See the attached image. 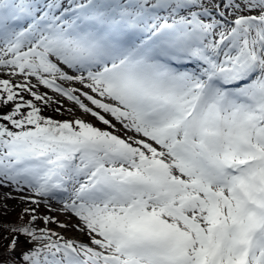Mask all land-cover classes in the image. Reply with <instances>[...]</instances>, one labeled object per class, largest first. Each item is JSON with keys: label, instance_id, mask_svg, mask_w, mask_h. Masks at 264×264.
Wrapping results in <instances>:
<instances>
[{"label": "snow or ice", "instance_id": "obj_1", "mask_svg": "<svg viewBox=\"0 0 264 264\" xmlns=\"http://www.w3.org/2000/svg\"><path fill=\"white\" fill-rule=\"evenodd\" d=\"M0 189V264H264V0H0Z\"/></svg>", "mask_w": 264, "mask_h": 264}, {"label": "bare ground", "instance_id": "obj_2", "mask_svg": "<svg viewBox=\"0 0 264 264\" xmlns=\"http://www.w3.org/2000/svg\"><path fill=\"white\" fill-rule=\"evenodd\" d=\"M65 103H68V101L65 100ZM47 114H52V115H57V116L60 115L59 113L53 112L51 108L47 109ZM41 210L43 211V206H41ZM52 214L53 215H57L60 219H65L66 218L63 214L58 213L56 211H53ZM72 219H75V218L72 217ZM50 227H53L54 229H56V231H63L66 236H82L81 233L76 232L74 229L73 230L61 229L55 224L50 225Z\"/></svg>", "mask_w": 264, "mask_h": 264}, {"label": "trees", "instance_id": "obj_3", "mask_svg": "<svg viewBox=\"0 0 264 264\" xmlns=\"http://www.w3.org/2000/svg\"><path fill=\"white\" fill-rule=\"evenodd\" d=\"M19 212H20V209L19 210L8 209L7 214L5 215V209L0 207V219L15 220ZM2 235L3 233L2 231H0V236ZM5 243L6 241L0 240V251H2V246Z\"/></svg>", "mask_w": 264, "mask_h": 264}, {"label": "rangeland", "instance_id": "obj_4", "mask_svg": "<svg viewBox=\"0 0 264 264\" xmlns=\"http://www.w3.org/2000/svg\"><path fill=\"white\" fill-rule=\"evenodd\" d=\"M49 115H52V114H49ZM53 116H57V115H53ZM4 191L3 189H0V207H2V205L7 202L9 208L8 209H14V210H19L21 208V204L15 200V199H8L7 201H5V197H4ZM38 224L41 223V222H37Z\"/></svg>", "mask_w": 264, "mask_h": 264}]
</instances>
